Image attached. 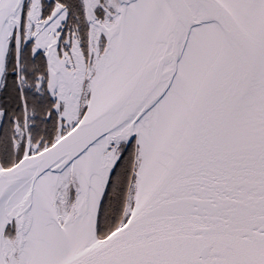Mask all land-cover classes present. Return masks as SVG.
I'll list each match as a JSON object with an SVG mask.
<instances>
[{"label": "snow or ice", "instance_id": "6c2138e0", "mask_svg": "<svg viewBox=\"0 0 264 264\" xmlns=\"http://www.w3.org/2000/svg\"><path fill=\"white\" fill-rule=\"evenodd\" d=\"M0 264H264V0H0Z\"/></svg>", "mask_w": 264, "mask_h": 264}]
</instances>
